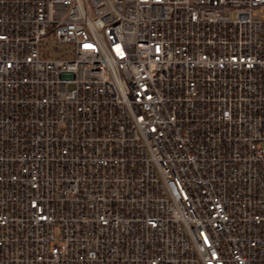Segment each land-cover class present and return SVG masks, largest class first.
I'll return each instance as SVG.
<instances>
[{
	"label": "built area",
	"instance_id": "1",
	"mask_svg": "<svg viewBox=\"0 0 264 264\" xmlns=\"http://www.w3.org/2000/svg\"><path fill=\"white\" fill-rule=\"evenodd\" d=\"M0 264H264V0H0Z\"/></svg>",
	"mask_w": 264,
	"mask_h": 264
},
{
	"label": "rangeland",
	"instance_id": "2",
	"mask_svg": "<svg viewBox=\"0 0 264 264\" xmlns=\"http://www.w3.org/2000/svg\"><path fill=\"white\" fill-rule=\"evenodd\" d=\"M54 46H55V44H54ZM60 47H61V49H65V48H70V47H72L70 44H61V45H59Z\"/></svg>",
	"mask_w": 264,
	"mask_h": 264
}]
</instances>
